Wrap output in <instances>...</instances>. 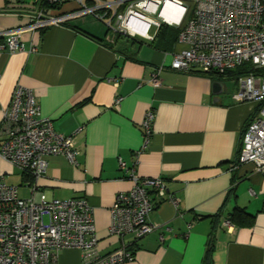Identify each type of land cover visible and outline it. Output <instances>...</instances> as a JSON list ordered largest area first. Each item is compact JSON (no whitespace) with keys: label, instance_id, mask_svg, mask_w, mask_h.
<instances>
[{"label":"crops","instance_id":"crops-1","mask_svg":"<svg viewBox=\"0 0 264 264\" xmlns=\"http://www.w3.org/2000/svg\"><path fill=\"white\" fill-rule=\"evenodd\" d=\"M78 1L117 0H64L51 11L74 10ZM179 1L187 6L188 0ZM37 5L0 0V31L25 23ZM159 26L139 36L116 35L85 14L24 31L22 49H1L0 123L14 87L30 88L41 115L56 131L73 135L77 154L76 164L61 154L50 157L37 179L2 160L0 171L21 198L34 190L55 199H85L97 252L124 245L133 255L117 264H264V165H236L243 129L258 104L231 98L237 77L170 69L173 53L184 45L173 39L155 46ZM160 66V83L153 85L151 74ZM149 111L154 117L143 147ZM130 173L164 178L178 200L174 205L156 198L149 221L161 227L138 239L110 231L109 209L116 194L132 186ZM235 208L248 215L246 224L221 225ZM51 264H82L81 251L62 249Z\"/></svg>","mask_w":264,"mask_h":264},{"label":"built area","instance_id":"built-area-1","mask_svg":"<svg viewBox=\"0 0 264 264\" xmlns=\"http://www.w3.org/2000/svg\"><path fill=\"white\" fill-rule=\"evenodd\" d=\"M63 1L35 0L37 8L27 14L25 23L0 31V50L22 49L24 31L92 14L113 31L131 37L146 34L151 25L180 26L177 42L184 47L173 53L169 65L175 71L223 74L244 62L264 67V0H193L190 17L189 8L179 0L97 1L92 6L78 1L74 10L53 13L51 7ZM168 3L174 7L169 11L171 21L163 13ZM162 69L160 66L151 74L153 85H159ZM237 81L238 89L231 98L254 101L259 108L243 129L236 165H264V77L248 73ZM153 117L149 111L142 122L143 147L148 143ZM0 137V160L34 179L45 173L49 158L56 154L76 164L73 135L56 131L51 119L41 115L32 89L22 85H16L11 93L1 119ZM119 165L124 166L120 159ZM130 177L132 186L117 193L109 209L110 231L119 236L133 234L138 239L161 227L149 221L158 203L156 198L169 199L174 205L178 200L169 194L162 177L133 173ZM221 225L231 223L224 219ZM96 246L93 212L85 199H55L34 190L30 197L21 198L17 186L7 183L0 171V264H51L66 248L79 249L82 264H117L133 258L124 245L103 255Z\"/></svg>","mask_w":264,"mask_h":264},{"label":"trees","instance_id":"trees-1","mask_svg":"<svg viewBox=\"0 0 264 264\" xmlns=\"http://www.w3.org/2000/svg\"><path fill=\"white\" fill-rule=\"evenodd\" d=\"M17 1L20 2L23 0H17ZM92 5H94V4H88L87 6H92ZM56 8H58V7L56 6ZM110 14L111 13L108 12V16H110ZM190 14L192 15V10H191ZM179 30H180V28L169 27L166 23H161L159 26V29H158V33L156 34V37L154 39V45L155 46H159L160 44L165 45V42H170L173 39H177V35L179 33ZM169 32H170V34H169ZM114 33L116 35H121V33H119V32H117V33L114 32ZM248 73H254L256 75L264 77V67H255L250 62H244L241 65L236 66L233 69H229V70L225 71L223 74L208 73V75H211L212 77H216V78H221V77L226 76V75L238 78V77L244 76ZM258 108H259V104H258L256 112L258 111ZM247 218H248V215L245 214V212L242 209L235 208L234 211L232 212L231 216H230L229 221L233 225H235V224L241 225V224H246L245 221Z\"/></svg>","mask_w":264,"mask_h":264},{"label":"bare ground","instance_id":"bare-ground-1","mask_svg":"<svg viewBox=\"0 0 264 264\" xmlns=\"http://www.w3.org/2000/svg\"><path fill=\"white\" fill-rule=\"evenodd\" d=\"M171 9H174V7L172 6V4H169V3H168V4L165 6L164 10H163V13H164V15L166 16V18H167L168 21H171V20L173 19V16H171V15L169 14V11H170ZM141 32H144V29H141Z\"/></svg>","mask_w":264,"mask_h":264},{"label":"rangeland","instance_id":"rangeland-1","mask_svg":"<svg viewBox=\"0 0 264 264\" xmlns=\"http://www.w3.org/2000/svg\"><path fill=\"white\" fill-rule=\"evenodd\" d=\"M185 3L187 4V6L189 7V11H191L192 10V8H193V1L191 2V0L189 1H185ZM31 7H32V5H31ZM156 16L155 15H152V18H155ZM108 20V19H107ZM104 23H105V21H104ZM20 192L21 193H25L24 192V190H20Z\"/></svg>","mask_w":264,"mask_h":264},{"label":"water","instance_id":"water-1","mask_svg":"<svg viewBox=\"0 0 264 264\" xmlns=\"http://www.w3.org/2000/svg\"><path fill=\"white\" fill-rule=\"evenodd\" d=\"M214 87L216 88H218V90H219V88L221 87V84L219 83V82H215L214 83ZM217 92H220V91H217Z\"/></svg>","mask_w":264,"mask_h":264}]
</instances>
